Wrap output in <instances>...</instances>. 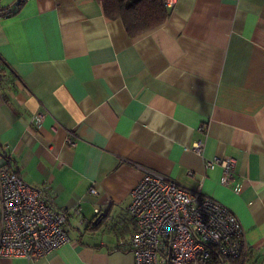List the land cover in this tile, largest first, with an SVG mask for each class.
Returning a JSON list of instances; mask_svg holds the SVG:
<instances>
[{"label":"crops","instance_id":"obj_1","mask_svg":"<svg viewBox=\"0 0 264 264\" xmlns=\"http://www.w3.org/2000/svg\"><path fill=\"white\" fill-rule=\"evenodd\" d=\"M3 154L69 211L71 241L0 264H135L119 244L136 230L128 206L146 169L238 217L247 255L224 264H264V0H177L136 37L98 0H0ZM226 155L228 186L206 167Z\"/></svg>","mask_w":264,"mask_h":264},{"label":"built area","instance_id":"obj_2","mask_svg":"<svg viewBox=\"0 0 264 264\" xmlns=\"http://www.w3.org/2000/svg\"><path fill=\"white\" fill-rule=\"evenodd\" d=\"M176 2L164 0L169 10ZM43 118L39 112L34 122ZM203 147L202 140L193 145L198 153ZM2 158L0 255L35 259L70 242L69 211L53 206L42 189L27 183L9 154ZM236 164L229 155L206 161L207 168L222 169L220 181L225 186L235 181ZM128 213L136 230L119 245L134 254L135 264H224L246 258L244 228L228 206L151 169L132 190Z\"/></svg>","mask_w":264,"mask_h":264},{"label":"trees","instance_id":"obj_3","mask_svg":"<svg viewBox=\"0 0 264 264\" xmlns=\"http://www.w3.org/2000/svg\"><path fill=\"white\" fill-rule=\"evenodd\" d=\"M98 1L101 2L107 17L123 21L131 37L142 35L164 24L170 14L164 0ZM11 161L16 166L12 158ZM17 172L19 173L18 169Z\"/></svg>","mask_w":264,"mask_h":264},{"label":"water","instance_id":"obj_4","mask_svg":"<svg viewBox=\"0 0 264 264\" xmlns=\"http://www.w3.org/2000/svg\"><path fill=\"white\" fill-rule=\"evenodd\" d=\"M102 217H105V214H101V215L99 216V219L102 218Z\"/></svg>","mask_w":264,"mask_h":264}]
</instances>
